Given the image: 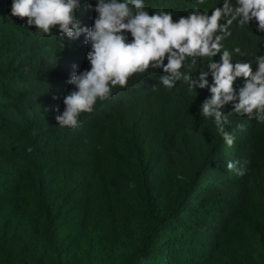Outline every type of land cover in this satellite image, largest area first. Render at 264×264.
<instances>
[{
    "label": "trees",
    "instance_id": "trees-1",
    "mask_svg": "<svg viewBox=\"0 0 264 264\" xmlns=\"http://www.w3.org/2000/svg\"><path fill=\"white\" fill-rule=\"evenodd\" d=\"M225 4L145 0L174 18ZM10 5L0 0V264H264V123L232 113L228 146L199 113L207 89H154L162 73L150 69L79 127H59L66 81L89 68V46L35 35ZM93 9L81 4L83 24ZM229 31L234 59L264 54L255 23Z\"/></svg>",
    "mask_w": 264,
    "mask_h": 264
},
{
    "label": "clouds",
    "instance_id": "clouds-1",
    "mask_svg": "<svg viewBox=\"0 0 264 264\" xmlns=\"http://www.w3.org/2000/svg\"><path fill=\"white\" fill-rule=\"evenodd\" d=\"M82 3L84 0H11L10 5V15L27 18L25 26H34L35 35L43 38L58 32L61 42L83 36L89 46L85 57L89 68L73 72L66 81L71 90L63 97V110L55 116L59 127H79L82 114L92 113L115 86L126 87L134 74L157 70L162 74L154 89H172L177 82L189 95L207 89L199 113L212 119L228 146L235 139L227 130L232 113L264 123V54L237 60L234 54H242L240 48L229 50L223 43L234 20L240 25L255 23L264 33V0H226L223 10L216 8L209 14L196 9L176 18L170 11L149 12L145 0H94L91 26L77 16ZM225 15L230 18L221 23ZM200 62L204 67L194 74L193 66ZM227 105L231 111L224 113ZM238 163L229 160L226 167L244 175Z\"/></svg>",
    "mask_w": 264,
    "mask_h": 264
}]
</instances>
